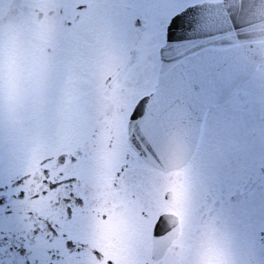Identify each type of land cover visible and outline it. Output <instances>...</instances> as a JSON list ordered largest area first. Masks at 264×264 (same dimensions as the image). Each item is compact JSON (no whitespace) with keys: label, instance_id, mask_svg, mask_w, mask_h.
Listing matches in <instances>:
<instances>
[{"label":"snow or ice","instance_id":"6c2138e0","mask_svg":"<svg viewBox=\"0 0 264 264\" xmlns=\"http://www.w3.org/2000/svg\"><path fill=\"white\" fill-rule=\"evenodd\" d=\"M19 8L0 31V264H101V217L161 198L166 254L138 264H264V0Z\"/></svg>","mask_w":264,"mask_h":264},{"label":"rangeland","instance_id":"374dc122","mask_svg":"<svg viewBox=\"0 0 264 264\" xmlns=\"http://www.w3.org/2000/svg\"><path fill=\"white\" fill-rule=\"evenodd\" d=\"M20 2H21V0H4V5H3L2 9H0V31L4 30L5 28H8V27H19V25L14 23V22L10 23V22H5V21L7 19H9L10 16H11L10 19H14V13L15 12H18L19 14L21 13L20 8H19ZM7 15H9V17H7ZM21 39L24 42L25 46H27L30 43L29 40H31L30 36L27 35L26 33L22 34ZM252 126L255 127V124H252ZM143 211H146L148 213L147 217L145 216V219H147L150 222L151 221L150 218L154 217V213L157 211V207H156V209L145 208V209H143ZM142 215L143 214H142L141 208L138 207V211L135 214V217L142 216ZM135 231H137V232L139 231V226H137L135 228ZM103 235L104 234H100V235H98L99 237L98 236L95 237L94 242H92L93 245L96 244L97 246L102 247L101 244L103 243V240H104ZM142 238L144 239V237H142ZM87 241H89V240H87ZM141 241H142V239H141ZM144 245H145V243H144ZM107 246H112L111 242L108 243ZM131 247H132V245H131ZM135 247L139 248L140 246L136 245Z\"/></svg>","mask_w":264,"mask_h":264},{"label":"flooded vegetation","instance_id":"af4514ba","mask_svg":"<svg viewBox=\"0 0 264 264\" xmlns=\"http://www.w3.org/2000/svg\"><path fill=\"white\" fill-rule=\"evenodd\" d=\"M254 185L251 183V184H249V187L251 188V187H253ZM160 201H161V199H160ZM164 201H162V203H163ZM161 203V204H162ZM164 205H166L165 207H164V209H169L170 208V210L172 209V206H173V203L172 202H170V203H166L165 204V202H164ZM160 208V207H159ZM110 211V210H109ZM101 218H103V217H101ZM104 219V218H103ZM102 253H103V256H104V261L103 262H101V264H106V260L105 259H108L109 257H106V254L104 253V251H101ZM95 258L93 257V260H94Z\"/></svg>","mask_w":264,"mask_h":264}]
</instances>
